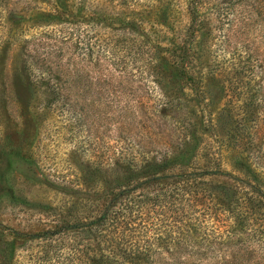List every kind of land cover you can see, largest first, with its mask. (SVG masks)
Wrapping results in <instances>:
<instances>
[{
    "label": "rangeland",
    "instance_id": "rangeland-1",
    "mask_svg": "<svg viewBox=\"0 0 264 264\" xmlns=\"http://www.w3.org/2000/svg\"><path fill=\"white\" fill-rule=\"evenodd\" d=\"M61 1L75 24L45 17L51 0H0V264H79L67 230L106 210L181 264H264V0ZM101 14L139 36L82 19ZM45 37L72 72L58 99L24 50ZM160 161L196 180L173 241L149 199L177 180L144 178Z\"/></svg>",
    "mask_w": 264,
    "mask_h": 264
},
{
    "label": "trees",
    "instance_id": "trees-1",
    "mask_svg": "<svg viewBox=\"0 0 264 264\" xmlns=\"http://www.w3.org/2000/svg\"><path fill=\"white\" fill-rule=\"evenodd\" d=\"M49 1V0H48ZM54 5L55 14H44L48 15L50 21L53 23L58 21V23H63L65 25L75 24L71 20L73 14L70 13V10L65 1L61 0H51ZM257 0H254L256 2ZM242 13V10H241ZM256 14V13H255ZM263 16V15H261ZM85 21L90 23H97L101 26L108 27L113 26L117 29H127L131 30L133 34L139 36V26L133 21L123 19L122 14H114V16L101 14L100 18L97 16L93 18L87 16L82 18ZM83 20L79 24H83ZM196 23V16L192 14V29ZM188 33L193 36L194 31H188ZM58 38H38L28 44H26L24 50L35 58V65L31 66L36 67V73L39 75L40 80L45 75L49 77H56V81L53 85H46L48 91H50L53 99H58L60 97V82L68 83L72 79V72L70 70L64 69L60 65H54L52 61L53 51L48 52L45 50L50 45H54L57 42ZM183 59V55H180ZM261 63V60L257 58ZM83 64V63H82ZM262 66V73L264 74V65ZM82 72V71H81ZM71 76H70V75ZM69 75V76H68ZM48 83V82H47ZM165 161V160H164ZM164 161L160 163H146L143 166L144 170L152 169V172L146 173L145 175L149 177H144L146 180L153 181H166L168 179H176L172 187H164L158 195H155L149 201H156L160 204L159 215L161 224L164 226L165 236L168 239L173 241L171 235L174 233V229L177 228L176 225L178 222H181L183 219L188 220L190 223L191 217L195 215L193 207L189 203L187 196L193 193L195 189L196 180L191 179L186 175H165L162 174L165 169ZM176 163V162H174ZM184 161L179 160L176 164L182 165ZM179 178V179H178ZM223 191L227 190L226 186H222ZM4 189L0 186V193ZM148 198V197H145ZM131 209V208H130ZM191 213L188 215V213ZM113 211L106 210L101 213L98 217L93 220H90L87 223H82L80 225L73 226V228L68 229L67 231H73L76 233L79 238V244L84 243V254L83 258L80 255L82 250L76 248L74 255H76V262L79 261V264H181V260L184 259V254L179 252L170 253L169 255L162 253L151 252L150 247V238L145 239L143 245L139 242L133 240V233L137 230L135 222L132 221L130 217L129 210L126 211ZM182 219V220H181ZM162 226V225H161ZM162 240L161 237L157 236L155 241Z\"/></svg>",
    "mask_w": 264,
    "mask_h": 264
}]
</instances>
